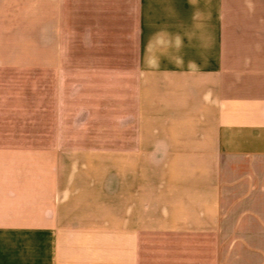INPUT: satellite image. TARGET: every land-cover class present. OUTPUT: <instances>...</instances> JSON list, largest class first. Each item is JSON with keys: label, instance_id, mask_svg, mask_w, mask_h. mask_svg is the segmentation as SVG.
<instances>
[{"label": "crops", "instance_id": "obj_1", "mask_svg": "<svg viewBox=\"0 0 264 264\" xmlns=\"http://www.w3.org/2000/svg\"><path fill=\"white\" fill-rule=\"evenodd\" d=\"M0 264H264V0H0Z\"/></svg>", "mask_w": 264, "mask_h": 264}]
</instances>
